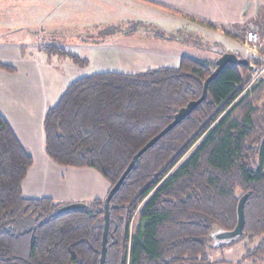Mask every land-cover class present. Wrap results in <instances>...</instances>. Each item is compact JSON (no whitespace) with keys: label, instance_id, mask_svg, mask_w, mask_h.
<instances>
[{"label":"trees","instance_id":"16d2710c","mask_svg":"<svg viewBox=\"0 0 264 264\" xmlns=\"http://www.w3.org/2000/svg\"><path fill=\"white\" fill-rule=\"evenodd\" d=\"M246 59L247 66L227 65L208 84L205 100L123 180L109 202L104 264H210L214 226L232 231L242 198V232L233 241H216L217 248L245 241L243 257L263 263L264 137L256 122L260 110L246 100L260 86L251 84L250 66L262 64ZM214 69L215 62L211 69L183 56L175 68L78 78L45 112L44 152L59 166L95 170L111 188L177 110L199 99ZM0 70L15 71L2 63ZM31 165L0 116V264H99L104 199L65 212L60 209L71 203L26 199L22 182ZM141 203L138 225L129 232Z\"/></svg>","mask_w":264,"mask_h":264},{"label":"crops","instance_id":"0c3cea01","mask_svg":"<svg viewBox=\"0 0 264 264\" xmlns=\"http://www.w3.org/2000/svg\"><path fill=\"white\" fill-rule=\"evenodd\" d=\"M7 1L10 7L8 12L12 17H10V22L7 25L0 27V62L14 67L16 72L7 73L0 70V116L7 122L22 147L32 158V165L22 182V195L26 199L49 198L57 203L90 202L94 199H103L107 195L110 186L95 170L59 166L46 156L42 125L46 110L54 106L60 98V96L57 97V92L62 91L63 93L69 84L78 78L110 72V70H102L101 72L79 77L75 69L66 68L70 63H66L63 59L62 67L59 71H56L53 68L54 65L60 62L58 57L68 56L62 55V53L60 55L54 52L47 53L43 50L42 41L47 38V35L43 38L41 34L48 30L57 33L59 29L68 26L71 29L74 28V24L83 22L86 24L90 22L94 25L115 24L118 21H110L109 16L105 15L104 12L96 14L94 10L106 9L110 11L112 9L114 11L117 4L116 0ZM170 3L171 6L166 2L153 5L168 11L172 10L175 12L174 14L184 17L185 29L190 30V34L177 35L187 39V41L196 40L201 42L204 39L214 41L211 38L218 36L227 39L230 34L225 31L226 28L224 27H231L233 21L237 23V21L244 19L239 17V12L229 14V11H226L227 15H224L222 11L213 12L214 14L209 18H205L206 11L213 10L211 6L215 8L214 0H211V2H208V0H173ZM208 3L210 4L208 5ZM48 4L52 6H48ZM64 4H68L67 9L63 12L59 11V8ZM174 5L176 7H173ZM224 7L228 9V3ZM245 13L246 11H243L242 14ZM250 17L247 19L249 23L242 31L244 35L250 28L260 29L261 23H264V9L261 12L258 10V12L252 13ZM35 29L40 30V32H36ZM244 31L245 33H243ZM118 35L122 37V33ZM133 35H127V37ZM124 36L126 37V35ZM175 36L167 37L164 34H161V36L157 34L154 43L159 46L160 42L163 41L165 42L163 44L171 46L170 48L174 52L176 51L174 46L184 45L180 44L179 39H176ZM214 43L215 41L208 42V44ZM102 44L103 42L90 44L91 54L92 51L95 53L96 50L99 51L98 53H105ZM148 49L139 48V45L134 47L128 45L123 49L122 47L116 48L114 54H116V57H130L132 59L151 57L148 53L151 54L154 51ZM154 50L157 51L155 53L156 60H158V57H166L163 61H169L172 64L171 66H164L162 62H157L152 66L153 68L149 67L145 70L161 67L175 68L178 66L180 57H183L179 50L172 53L173 56L166 52V50H169L166 47L161 49L165 51L164 53H160V47ZM241 50L246 54L248 53L244 43L241 45ZM41 57H47L46 65L43 63L44 69L42 68ZM103 57H108V53L106 52ZM261 58L264 59V57ZM50 75L56 77L51 80V86L49 85L51 90L58 82L57 78H65V82L60 80L62 85L51 96L46 93L47 79ZM51 93H53V90Z\"/></svg>","mask_w":264,"mask_h":264},{"label":"rangeland","instance_id":"374dc122","mask_svg":"<svg viewBox=\"0 0 264 264\" xmlns=\"http://www.w3.org/2000/svg\"><path fill=\"white\" fill-rule=\"evenodd\" d=\"M171 1L173 0H116L117 4L115 5L116 9L114 11L112 9L110 11L106 9H95L94 11L96 14L98 12H104L105 15L109 16L108 18L110 19V21H118L117 23L110 25L108 23L94 25L90 22H88L87 24L83 22L79 24H74V28L71 29H69V26L67 28L64 27V29H59L57 33L53 30L45 31L41 34L43 35V38L45 35H47V38H44L42 41V49L47 51V53L54 52L57 55H60V53H62V55L65 54L66 56H68L58 57L60 62L54 65L53 69L59 71V69L62 67V60L65 59L66 63H70V65L66 66V68L70 67V70L75 69L79 77L101 72L102 70H110V72H122L124 74H133L138 71L140 72L142 70L148 69L149 67L153 68L152 66H154L157 62H162L164 66H171V62L163 61L166 57H158V60H156L155 53L157 51L154 49H157L159 47L160 53H164L165 51H162L161 49L163 47H166V49L169 48V50H166V52H168V54L171 56L174 55L172 53L179 50L181 51V55L183 56L206 61L211 69H213L214 67V62L221 55L226 53L233 54L240 59H244L247 57H257V61H259L262 66L261 68L257 66H252L251 69L253 72L251 84L260 86L248 92L246 100L260 110L259 116L256 117V122L261 126L264 137V94L262 93V87L264 84V59L261 58L264 57V23H261L260 29L250 28L251 31H255L258 34V46L254 48L248 47L244 44L245 49L248 51L247 54L241 50V45L244 43L245 37V35L242 34V31L244 30L245 26H247V24L249 23L247 22V19L251 18L250 15H252V13H256L258 12V10H260L261 12L262 9H264V0H214L215 8L211 6V9L213 10L206 11L205 18H209L211 15L214 14L213 12L220 11H222L224 15H227L226 11H229V14L239 12V17L241 19L244 18L243 20L237 21V23L233 21L231 27H224L226 28L225 31L229 32L230 34L229 38L226 39L222 36L211 38L215 41L214 44H208V42H214L209 39H204L201 42H198L196 40L187 41V39H183L181 36H183L184 33L190 34V30L185 29L186 23L184 21V17L180 16L179 14H174L175 12H173L172 10L168 11L159 6V8H157L153 5H160L163 4V2H166L168 5L171 6ZM208 2H211V0H208ZM0 3V27H3L10 22V17H12V15L10 14V12H8L10 11L8 1L0 0ZM226 3H228V9H225L224 7ZM209 4L210 3H208V5ZM216 5L219 7H217ZM48 6L52 5L48 4ZM67 6L68 4H64L62 7L59 8V11H65L67 9ZM42 7L44 8L43 3ZM173 7L176 6L174 5ZM243 11H246L244 15L242 14ZM35 30L36 32H40V30L38 29ZM120 33H122V37L118 35ZM243 33H245V31ZM131 34L134 35L127 37V35ZM157 34L160 36L161 34H164L167 37H173V35H176L175 37L176 39H179V43L184 45L178 44L177 46H174L176 47V51L174 52L170 48L171 46H168V44H166L165 46L163 44L165 42L163 41L160 42L159 46H156L154 42L156 40ZM177 34H180L181 36L179 37V35ZM124 35H126V37ZM98 42H103L102 46H104L102 49L105 51V53L101 54L98 53L99 51L97 52L96 50L95 53H93L92 51L91 54L92 49L89 47V45ZM152 43H154V45H152ZM68 45L72 46L69 47ZM128 45H131L133 47L139 45V48H144L145 50L149 48L148 50H153L154 52L151 54L148 53V55L151 57H139L137 59H132L130 57H116V54H114L116 48L122 47L123 49L125 46ZM106 52L108 53V57H103ZM75 54L79 60L81 59V61H83L80 62L81 64H79V62H75V60L73 59L72 55ZM46 59L47 57H41L42 68L43 63L44 65H46ZM142 60L143 62H141ZM254 68H259L261 73L255 72ZM14 70V72H16L15 68ZM53 78L56 77L50 75L47 79L46 93H48L49 96L53 95L56 92L60 85H62L61 82H65V78H57L56 80H58V82L55 84V86L52 87L53 93H51L52 90L51 88H49V85L51 86L50 83ZM62 94V91H59V93L57 92V97L61 96ZM233 116L239 117L240 114L238 111H234ZM191 151L192 150H190V152ZM142 203L138 206L137 210L132 216L133 218L131 219L129 224V232H134L136 226L138 225V217L136 216V214L140 210ZM23 228L24 227H21V229ZM221 232L222 231H220L216 226H214L211 236H214L215 234ZM244 243L245 241H235L229 246L223 245L226 247L220 249L219 247L217 248L218 243L212 237V239H209V246L207 248L209 263L260 264L259 262H253L250 259H246L243 257L246 252L243 247ZM256 243L257 242H254L251 245H253L254 247ZM261 264H264V261Z\"/></svg>","mask_w":264,"mask_h":264},{"label":"water","instance_id":"95a60500","mask_svg":"<svg viewBox=\"0 0 264 264\" xmlns=\"http://www.w3.org/2000/svg\"><path fill=\"white\" fill-rule=\"evenodd\" d=\"M249 61L247 59H240L233 54L226 53L221 55L215 61V69L211 72V74L206 78L203 83V89L201 96L199 99L195 101H190L186 106L177 110L174 114L172 121L162 129L157 135H155L152 139H150L137 153L131 158L129 164L126 169L115 183L114 186L110 188L103 202V230L101 237V248H100V256H99V264H104L105 256H106V244H107V236L109 229V202L111 198L118 192L123 180L129 174L131 169L134 167L135 163L148 149L153 147L163 136H165L168 132H170L175 126L180 124L186 117H188L193 110H195L206 98L207 95V87L208 84L214 80L219 73L227 66V65H235V66H247ZM252 68V66H250ZM245 199L242 198L237 207V224L232 231H225L215 235L216 241H233L236 237H238L242 232V227L244 224V214H243V206ZM85 207L83 203H72L70 205L64 206L60 209L61 212L71 211L75 209H82Z\"/></svg>","mask_w":264,"mask_h":264},{"label":"built area","instance_id":"2783aa9c","mask_svg":"<svg viewBox=\"0 0 264 264\" xmlns=\"http://www.w3.org/2000/svg\"><path fill=\"white\" fill-rule=\"evenodd\" d=\"M244 44L248 47H254L256 48L259 44V37L257 32L255 31H247L245 33V37H244ZM255 72H260L259 68H254Z\"/></svg>","mask_w":264,"mask_h":264}]
</instances>
